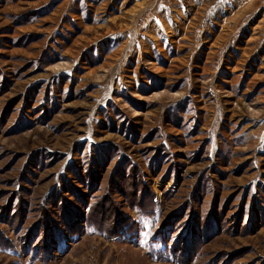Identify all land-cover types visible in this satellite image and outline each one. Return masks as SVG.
I'll use <instances>...</instances> for the list:
<instances>
[{
    "label": "rangeland",
    "instance_id": "1",
    "mask_svg": "<svg viewBox=\"0 0 264 264\" xmlns=\"http://www.w3.org/2000/svg\"><path fill=\"white\" fill-rule=\"evenodd\" d=\"M0 264H264V0H0Z\"/></svg>",
    "mask_w": 264,
    "mask_h": 264
},
{
    "label": "trees",
    "instance_id": "2",
    "mask_svg": "<svg viewBox=\"0 0 264 264\" xmlns=\"http://www.w3.org/2000/svg\"><path fill=\"white\" fill-rule=\"evenodd\" d=\"M117 232H118V231H115V232L112 231V232H110V234H108V235H110V236H115V234H117Z\"/></svg>",
    "mask_w": 264,
    "mask_h": 264
}]
</instances>
